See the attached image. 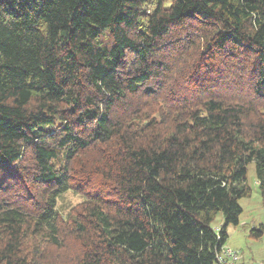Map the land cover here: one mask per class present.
I'll return each instance as SVG.
<instances>
[{"label": "trees", "instance_id": "trees-1", "mask_svg": "<svg viewBox=\"0 0 264 264\" xmlns=\"http://www.w3.org/2000/svg\"><path fill=\"white\" fill-rule=\"evenodd\" d=\"M251 162L264 0H0V264H217Z\"/></svg>", "mask_w": 264, "mask_h": 264}, {"label": "rangeland", "instance_id": "rangeland-1", "mask_svg": "<svg viewBox=\"0 0 264 264\" xmlns=\"http://www.w3.org/2000/svg\"><path fill=\"white\" fill-rule=\"evenodd\" d=\"M246 183L250 188V193L239 199L242 211L238 224L227 228L228 237L225 246L239 253L241 264H261L264 261V234L259 238H253L249 232L253 226L262 225L264 227V206L256 184L253 162L247 165ZM81 200L82 197L78 194L66 192L58 200L57 206L65 213ZM220 222L221 214L218 213L212 222L213 227L219 225Z\"/></svg>", "mask_w": 264, "mask_h": 264}, {"label": "built area", "instance_id": "built-area-1", "mask_svg": "<svg viewBox=\"0 0 264 264\" xmlns=\"http://www.w3.org/2000/svg\"><path fill=\"white\" fill-rule=\"evenodd\" d=\"M217 264H237L240 260V255L237 251L228 246H224L216 255ZM263 264V263H261Z\"/></svg>", "mask_w": 264, "mask_h": 264}, {"label": "crops", "instance_id": "crops-1", "mask_svg": "<svg viewBox=\"0 0 264 264\" xmlns=\"http://www.w3.org/2000/svg\"><path fill=\"white\" fill-rule=\"evenodd\" d=\"M241 262H242V261H241V259H240V260L238 261V263H237V264H241Z\"/></svg>", "mask_w": 264, "mask_h": 264}]
</instances>
